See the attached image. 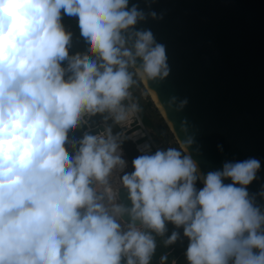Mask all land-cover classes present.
Here are the masks:
<instances>
[{"label":"clouds","instance_id":"9594fccd","mask_svg":"<svg viewBox=\"0 0 264 264\" xmlns=\"http://www.w3.org/2000/svg\"><path fill=\"white\" fill-rule=\"evenodd\" d=\"M155 2L0 0V264H152L179 229L187 264H264L258 158L203 172L185 135L184 150L137 144L127 171L123 145L144 139L125 131L142 112L133 89L170 75L165 45L138 27L163 19Z\"/></svg>","mask_w":264,"mask_h":264},{"label":"water","instance_id":"95a60500","mask_svg":"<svg viewBox=\"0 0 264 264\" xmlns=\"http://www.w3.org/2000/svg\"><path fill=\"white\" fill-rule=\"evenodd\" d=\"M151 10L163 19L138 27L165 45L170 68L163 82L144 79L154 99L180 142L194 136L190 151L203 172L258 158L256 192L264 184V0H156ZM172 97L186 107L170 108Z\"/></svg>","mask_w":264,"mask_h":264},{"label":"trees","instance_id":"16d2710c","mask_svg":"<svg viewBox=\"0 0 264 264\" xmlns=\"http://www.w3.org/2000/svg\"><path fill=\"white\" fill-rule=\"evenodd\" d=\"M63 22H65L66 24H70V20L67 16H64L63 18ZM67 30L73 32V47L71 49V54H73L75 51L78 50H83L86 48V43L83 40L82 37H80V34L78 33L76 27L74 26H69L67 28ZM133 91L135 92V88L133 89ZM146 108H152V103L151 101H148L146 103ZM146 108L142 109V112L140 113V117H141V121L142 123L150 128L156 136L158 137H162L166 139V136L169 134L167 131V127L165 126V124L163 123V121L161 119V121H159V124L155 125L151 122L149 114L146 110ZM79 135V134H78ZM126 151H127V155L128 158L130 160V162L138 155L136 151H133L132 149H130L128 147V145L126 146ZM197 187H202V185H197ZM175 229L173 228V225L169 224L168 225V233L166 234V236L164 238H167L168 235L171 234L172 231H174ZM181 234V240H178L174 245L165 247L163 245V241L162 238H157V249H156V253L152 258V264H159L160 261V257L162 255H167L168 256V264H172V261L176 260V264H187V262L183 261V254H181L182 252L186 251L187 249V239L183 238V234Z\"/></svg>","mask_w":264,"mask_h":264},{"label":"rangeland","instance_id":"374dc122","mask_svg":"<svg viewBox=\"0 0 264 264\" xmlns=\"http://www.w3.org/2000/svg\"><path fill=\"white\" fill-rule=\"evenodd\" d=\"M133 93H134L135 99L139 102V104L141 105L142 109L146 108V103L148 101H151L152 108H149V109L146 108V110H145V111L148 112L151 122L153 124L157 125V124H159V121L162 120L163 123L165 124V126L167 127V131H168L169 134L166 136V139L156 136L155 133L152 131L153 135H154V140L157 143L162 144L163 146H161V147H177V148H180L181 150H184L182 148V144H180V142L177 140V136L175 135L173 130L170 128V126L168 125L167 121L165 120V118H163L162 114L159 113L158 109L154 105L153 101L151 100L150 95L148 94V92L146 91V89L144 87V84L142 83V80L139 81V84H138L137 87H135V92L133 91ZM159 119H161V120H159ZM127 145L133 151L138 152L131 143H128ZM137 154L139 155V153H137ZM173 228H174V226H173ZM179 231H180V233L183 234V230L182 229H179ZM187 245H188V241H187L186 246ZM185 252L186 251H184V253H183V261L186 262Z\"/></svg>","mask_w":264,"mask_h":264},{"label":"built area","instance_id":"2783aa9c","mask_svg":"<svg viewBox=\"0 0 264 264\" xmlns=\"http://www.w3.org/2000/svg\"><path fill=\"white\" fill-rule=\"evenodd\" d=\"M69 20H70V24H66L65 22H63L64 25L66 26V28H68L69 26H73V27L75 26L76 29H77V31H78V33H79V28L77 26V20L75 18H69ZM85 50H86V48L83 49V50H78V51L84 52ZM75 52H77V51H75ZM125 131H127L129 133H131V132H138L144 138V139H137L135 142H133V141L130 140V141L126 142L123 145V150H124V153H125L124 158L127 160L129 167H131V162H130V160L128 158L127 151H126V146H127L128 143H131L136 150H137V144L144 143L145 140H150V141L153 142V145H154L153 151L155 150V147H161V146H163L162 144H159V143H157L154 140V135H153L152 130L150 128L146 127L142 123L140 114H139V119H134L133 121H131L130 124L128 126H126ZM121 200L123 201L122 194H121Z\"/></svg>","mask_w":264,"mask_h":264},{"label":"bare ground","instance_id":"6f19581e","mask_svg":"<svg viewBox=\"0 0 264 264\" xmlns=\"http://www.w3.org/2000/svg\"><path fill=\"white\" fill-rule=\"evenodd\" d=\"M141 80H142V83L144 84V87H145L146 91H147L148 94L150 95L151 100L153 101L154 105H155L156 108L158 109L159 113L162 114L163 118H165V120L167 121L168 125H169L170 128L173 130V128H172L170 122L166 119V116H165V114H164L163 111H162V106L159 105L158 102L154 99V95H153L152 90L146 85L144 79H141ZM173 132H174V131H173ZM174 133H175V132H174ZM175 135L177 136V134H175ZM177 140L180 142L178 136H177ZM180 144H181V142H180ZM182 148L184 149V146H183V145H182Z\"/></svg>","mask_w":264,"mask_h":264},{"label":"flooded vegetation","instance_id":"af4514ba","mask_svg":"<svg viewBox=\"0 0 264 264\" xmlns=\"http://www.w3.org/2000/svg\"><path fill=\"white\" fill-rule=\"evenodd\" d=\"M184 252H182L181 254H183Z\"/></svg>","mask_w":264,"mask_h":264},{"label":"crops","instance_id":"0c3cea01","mask_svg":"<svg viewBox=\"0 0 264 264\" xmlns=\"http://www.w3.org/2000/svg\"><path fill=\"white\" fill-rule=\"evenodd\" d=\"M176 261V260H175Z\"/></svg>","mask_w":264,"mask_h":264}]
</instances>
